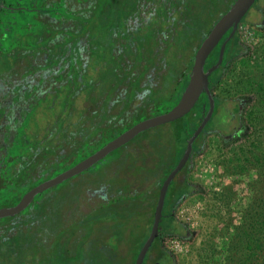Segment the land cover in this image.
I'll return each instance as SVG.
<instances>
[{"label":"trees","instance_id":"trees-1","mask_svg":"<svg viewBox=\"0 0 264 264\" xmlns=\"http://www.w3.org/2000/svg\"><path fill=\"white\" fill-rule=\"evenodd\" d=\"M128 1L132 11L136 13L128 12L124 15L125 27L128 33L137 34L141 31L142 36L138 39L132 37L125 42L128 51L120 55L121 58L111 52V58L116 59L113 63V73L118 77L124 69H127L128 79L134 80L135 75H131L130 65L136 66L142 63L145 66L146 64L138 78L139 82L150 72L149 69L155 67L153 73L158 79V85L156 84L154 88L158 86L157 90L161 89L162 95L167 99H174L176 104L188 83L197 48L213 24L228 10L234 0H162L160 9L154 11L152 8V14L147 19L140 17L136 29L133 24H127V19L139 17L140 12L145 9V3L141 4L142 0ZM218 5L219 9H217ZM255 7L257 11L264 9V0H257ZM212 12H217L216 19L208 24L204 23L205 16L209 17ZM117 19L122 18L118 15ZM254 25L261 26L257 23ZM111 35L112 39L116 40L117 33L112 31ZM226 35L227 33L217 45L214 55L208 58L210 60L204 65V70L217 61L220 45ZM116 43L119 42H114L111 48H114ZM164 49L167 50L166 55H163ZM135 50L140 53V57L135 54ZM242 50L243 47L236 33L226 44L221 64L208 77L209 90L215 101L214 112L222 107L225 99L215 95L214 90L222 85L224 70L228 63ZM146 53L149 56L148 60H144ZM167 65L170 67L173 65L174 68L181 65L179 69L182 67L179 76L175 78L174 87L169 89V84L166 83L170 80L164 76ZM147 85L148 83L143 89L148 88ZM155 89L153 91L149 89V93H153ZM149 98L151 102L150 95ZM240 102L237 101L234 108L240 123L238 132L243 133L248 130L244 118H251L252 115L251 120L254 121L255 130L248 138L250 137L252 146L250 162L256 167L257 174L249 184L253 193L252 198L228 248L229 254L225 264H264V117L260 116L261 111L257 109L245 116L240 111ZM172 105L166 106L163 111L171 108ZM208 105V96L202 92L191 111L171 121L177 123V126L169 131L168 144L164 141H159L163 143L158 144L150 135L136 140L147 129L96 163L103 165L100 172L105 168L109 173L120 176L118 182L105 178L95 182L87 179L88 182L78 192V187L72 185L74 177L77 176L75 175L58 184L63 185L61 191H56L54 187L49 188L37 194L31 204L20 213L1 218L0 255L1 253L6 255L8 261L4 264H134L150 233L159 189L183 155L187 140L200 124L203 114L208 110ZM143 111H147L145 107ZM140 118L139 116L138 119ZM130 125L129 122L127 127ZM210 129L205 125L195 139L191 157L201 149L204 134ZM111 132L108 130V133L102 134L99 129L97 133L101 136L97 140L103 139L102 141L105 142L113 138ZM220 135L225 136L223 133ZM222 140L225 143L228 141L224 138ZM25 142L23 138L21 144ZM131 142L133 143L128 145ZM82 143L79 149L61 153L53 162L48 159L46 165L41 167L45 171L39 174V179L50 178L69 168L101 145L98 142L94 147L90 138L83 139ZM25 148L32 154L27 144ZM50 152L49 149L48 154ZM115 152H117L115 156L106 160ZM191 157L175 175L167 189L162 218L166 216L174 218L173 210L176 204L193 190V185L186 178ZM122 164L125 166L124 169ZM126 165H128L127 169ZM35 168L36 166L30 168L26 160L24 166L15 170L16 179L5 186L3 191V195H8L9 198L0 199V206L16 204L25 192L39 182L35 181L34 184L28 182L35 177L32 175ZM95 174L94 176H98L100 173L95 171ZM90 189L100 190L103 194H97L94 198L86 197L85 192ZM72 192L76 194L74 198L70 195ZM88 200H93L94 205H87ZM141 215L143 219L140 220ZM161 220L158 236L149 247L142 264H167L171 259V253L161 243L162 235L178 236L179 231L173 225L162 226ZM35 260L37 261L34 262ZM0 264H2L1 256Z\"/></svg>","mask_w":264,"mask_h":264},{"label":"rangeland","instance_id":"rangeland-1","mask_svg":"<svg viewBox=\"0 0 264 264\" xmlns=\"http://www.w3.org/2000/svg\"><path fill=\"white\" fill-rule=\"evenodd\" d=\"M76 1L77 3L83 2V0ZM24 2H26V0H21V3ZM161 2L162 0H142L141 4L145 3V9L140 13L141 17H144V13L150 12L152 8L156 11L160 9L162 6ZM255 3L244 16V21L238 26V39L243 50L228 63L224 70L222 85L214 90L215 95L225 98L226 101H224L219 110L217 108L206 124V127L211 129L204 134L201 149L192 155L188 166L186 178L189 183L193 185V190L186 195L182 201L176 204L173 210L175 215L173 219L166 216L161 220L162 226L166 227L168 225H173L175 229L179 231L178 236L162 235L161 243L171 253V259L167 264H225L229 254L228 248L232 244L235 232L240 226V222L243 220L251 201V195L253 193L249 184L254 180L257 174L256 167L250 162V152L252 150L250 137L255 130L254 121L253 119L251 120L252 115L251 118H244L248 130L243 133L238 132L240 123L238 122L237 114L234 113V108L235 103L240 100V111H242L245 116L250 112L252 114V111L257 109L261 111L260 116L264 117V9L257 11ZM90 4L91 5H87L84 8L79 7L77 11L85 12L87 15L86 21H83L82 17L85 15H83L82 12L80 14L70 12L64 6L47 8L46 13L52 10V19L58 20L59 18L58 23L54 22V24H58L59 28L54 29L48 28L47 23H42V21L38 19H29V15L14 14L15 17L10 18L9 16H11V14H1L6 20V24L10 27V31L6 32V39L3 40L2 46L5 50L11 49L10 64L11 67H13V64L17 66V62L20 61L21 63H27L25 62V58H27L28 52L31 55L34 52H44L47 51L46 49L51 48L52 52L55 54L59 51L61 53L57 45H50V47H47L48 36H44V34H49L48 32L52 34L51 36L59 31L63 37L72 38L73 36V39L78 40L83 38V47L90 46L94 49V51H92L94 62L91 61V64L88 62L84 65L82 49H79V53L78 51L73 52L75 54L74 62L77 68L81 69L82 67L84 68V66L86 68L88 67L86 71L88 72L90 70L91 73H82L81 77V75H77L74 71H69V73L67 72L64 74L62 78L70 80V82H68L69 84L72 83L71 90L75 89L80 81L83 83H93L97 89L92 96V101H94V97L97 98V96L101 94L104 97L100 107V111H102L109 102L114 91V87L111 85L115 78L113 63L116 59L113 60V58H111V46L114 42L118 41L119 50L123 51L121 55L126 54L128 50L126 46H124V43L129 39L131 40L132 37L138 39L139 36H142V33L141 31L138 32L140 35L134 32L128 33L125 27L126 21H123L125 19L124 15L128 12L133 14L136 13L132 11L133 9L130 7L128 0H90ZM219 8L220 6L217 9ZM118 15L122 18L121 20L117 19ZM216 15L217 12H212L209 17L205 16L206 20L204 23L208 24L214 21ZM134 19L136 18L134 17ZM256 23L261 26H255L254 24ZM112 31L117 33L116 40L112 39ZM5 50L2 51L5 52ZM166 53L167 50L164 49L163 55H166ZM170 53L171 51L168 52V54ZM23 54L25 57L22 59ZM135 54H138L140 57V53L136 50ZM145 56L144 60H148L149 56L147 53ZM96 59L105 60L107 63L106 67L99 71H94V68H96L94 67L97 62ZM1 65L0 72H3L7 67L5 68V66L2 67ZM179 66L174 68L173 65L171 67L167 65L166 67V74L164 76H167L170 80L166 83L169 84L168 89L175 85V78L179 76V72L182 68L179 69ZM143 70H141V72H143ZM122 73L123 76H119L118 79L125 82L129 76L127 69H124ZM71 76H74V78H71ZM85 76L87 78H85ZM75 80L76 82H74ZM166 80L167 79H165V82ZM97 83H99V85ZM157 88L153 93H149L152 98V106H148L149 110L147 111H140L141 118L145 115L152 116L158 114V112L162 113L161 111H163L166 106L175 105L174 99H167L165 95H162L161 89L157 90ZM135 91V86L129 84L125 94L120 97V100H125V102H127L129 99L133 98V93ZM66 92L65 90L62 91L64 95ZM72 95L73 94H70L69 96L71 97ZM71 100H73V102H71ZM71 100L67 98L62 100L61 103L57 104L56 108L47 109V113L41 114V117L38 115L35 120L27 119L25 127L31 130V134L27 139L30 137V141L33 142L42 139L41 148H44L49 143L47 140L49 137L46 136V134L52 130L50 128L55 127L54 134L60 133L62 125H66L63 126V128L66 127V129L69 130L71 127L68 126L71 123L72 117L75 118L74 130L76 133L78 130L84 129L83 131L85 133L83 137L89 135L87 128L92 125L89 121L94 118V115H89L86 110L85 112L87 115L84 116L85 119H81L84 107L77 108L73 105L74 98H71ZM108 117L116 119L120 116L119 114H111ZM80 120L85 122L88 121V124H86L84 128H80L79 125L82 124ZM176 126L177 123L175 122H167L149 128L146 132L137 137L136 140L145 135H150L155 138L156 143L159 144L163 143L159 141H164L168 144V141H170L168 137L169 131ZM64 129H62L63 133H61L63 137L66 135ZM23 132V129H21L13 135L12 141L14 147L11 150V154L14 156H16L19 149V143L23 140V136L20 138ZM101 132L108 133L107 127H102ZM220 133H223L225 136H221ZM256 133L258 134V132ZM248 136L250 137L248 138ZM222 138L228 141L225 143ZM82 140L83 139L78 140L77 138L73 139L72 151H75L77 148L79 149L83 144ZM180 142L181 139L179 143ZM173 146L174 144L172 147ZM116 154L117 152L113 153L107 157L106 160H109ZM47 158L48 153H44L40 164L45 166ZM15 163L16 161L13 162V160H11V166ZM33 166L36 165L31 163L30 168H33ZM102 166V163H98L90 169L78 174L74 177L75 180H73L72 185H75V188L78 187L77 191L79 192L80 189H83L84 184L88 182L87 179L94 182L102 180L103 178L116 182L121 179L120 176L109 173L105 168L100 172ZM126 166L127 169L128 165ZM124 167V164H122L123 169ZM44 171L45 169L43 168L38 169L39 174ZM95 171L100 174L94 176L96 175ZM39 178V176L36 179L33 177L29 179L28 182L34 184L35 181H39L38 183H40L41 180ZM14 179H16V173L11 172L10 183H13ZM62 186L63 185H56L54 188L56 191H61L63 188ZM5 188L6 187L0 188L1 200L9 198L8 195H3ZM70 195L74 198L76 194L72 192ZM96 195V191L91 189L85 192L86 197L90 196L94 198ZM86 204L89 206L94 205V201L88 200ZM139 218L140 220L143 219L142 215ZM0 256L2 264L8 262L6 255L1 253Z\"/></svg>","mask_w":264,"mask_h":264},{"label":"flooded vegetation","instance_id":"flooded-vegetation-1","mask_svg":"<svg viewBox=\"0 0 264 264\" xmlns=\"http://www.w3.org/2000/svg\"><path fill=\"white\" fill-rule=\"evenodd\" d=\"M58 4L61 5L59 6ZM87 5H91L90 0H83L82 3H77L76 0H26V2L24 3H21V0H0V60L2 64L0 65L2 67L5 66V68L7 67L6 70L0 72V187H5L11 182V172H15V170H18L22 165L24 166V161L26 160L27 162H29V164L33 163L36 165V168L32 172V175L35 177L39 176L37 167H44L42 164H40V162L42 161L44 153L47 154L49 149L51 150V154H48V158L46 161H48L49 159V161L51 162H53L56 157L58 159V155H60L61 153H69L72 151L74 138H77L78 140L90 138V141L91 143H93V145L98 142L101 143V145L97 148L99 149L101 146L112 139L111 138L105 142L102 141V138V140H97L98 137L101 136V134L97 132L99 131V129L101 131L102 127H107V131L111 130L112 134H110L114 138L138 121L151 117L150 115L138 119V117L140 116V111H143L144 107L146 108V110H149L148 106H152L149 98V89L153 91V89L156 88H154V86L156 84L158 85V79H156V76L153 73V69H155V67L151 70L149 69L150 72L146 74L145 78L139 80V82L138 78L142 74L141 70H143L144 64L140 63V65L138 64L136 66L130 65L129 69L131 71V75H135L134 80L127 79L125 82L123 80H119V76H123V73L121 72L120 75L118 77H115L112 81L111 86L114 87V91L112 97L102 111H100V107L102 105V100L104 97L100 94V96H97V98L94 97V101H92V96L97 89V87H95L93 83H83L80 81L77 84L76 88L71 90L72 83L69 84V79L62 78L64 74H66L67 72L69 73V71H74L77 75H81L82 77V73H86V70L88 68L84 66L85 63L90 62L91 64V61L94 62V57L92 55V51H94V49L90 46L84 48L83 38L81 40H78L73 39V36L72 38H67L66 36L63 37L59 31L51 36L52 34L48 32L49 34H44V36H48L47 47H50V45H57L59 48H56L61 50V53L59 51L57 54H55L54 52H52L51 48L46 49L47 51L44 52H34L31 55L27 51V58H25V62L27 63H21L20 61L17 62V66L13 64L14 66L11 67V49L5 50L2 46L3 40L6 39V32L10 31V27L6 24V20L1 14H11V16H9L10 18L15 17L14 14L29 15V19H38L39 21H42V23H47L48 28L54 29L59 28L58 24H54V22H59V18L58 20L52 19V10L46 13L47 8L64 6L70 12H76L79 14L82 12V14L85 15L82 17L83 21H86L87 15L85 14V12L77 11L79 7L84 8ZM153 10L155 11V9ZM144 14L145 16L143 18L147 19V17L152 14V11L150 10V12L148 11V13ZM140 17L141 15L139 14V17H135L136 19H134V17L128 18L127 24H133L136 29L140 21ZM238 26L235 30L234 35L238 33ZM230 31L231 29L226 32V37L229 35ZM124 46H127V43H124ZM216 47L212 50L208 58L214 55V50L216 49ZM79 49H82L84 59V68L82 67L81 69L77 68L74 62L75 54L73 53L75 51H78L79 53ZM2 50H5V52H3ZM110 51L112 53L114 52L117 57L122 54V50H119L118 43L115 44L114 48H110ZM23 57H25L24 54L22 55V59ZM208 58L206 59L205 64L210 60ZM106 65L107 63L105 62V60H97L94 65V67H96L94 68V71H99L102 68L106 67ZM90 73L91 71L89 70L87 74ZM71 78H74V76H71ZM85 78L87 77L85 76ZM74 82H76V80ZM147 83L148 88L143 89L144 85ZM97 84L99 85V83ZM129 84L135 86L136 89V91L133 93V98L129 99L127 102H125V100L121 101L120 97L125 94V91L127 90ZM63 90L67 91L65 95L62 93ZM70 94L73 95L70 97ZM66 98L69 100H71V98H74L73 105L77 108L84 107L83 113L81 114V119H83L84 116L87 115V113L85 112L86 110L89 115H94V118L89 121L90 123H92V125L87 128V131H89V135L83 137V134L85 133L83 131L84 129H80L76 133V131L74 130L75 118L72 117L71 123L68 126L71 127L69 130H67L66 127H64L65 129L63 128V126L66 125H62L60 133L54 134L55 127L50 128L52 130L48 134H46V136L49 137V139H47L49 143L44 148H41V143L43 142L42 139H39L36 142L30 141V137L27 139V137L31 134L30 128L28 129L27 127H25V125L27 124V119L35 120L38 115L41 117V114L47 113V109L56 108L57 104L61 103V101ZM224 101L226 100L224 99ZM71 102H73V100H71ZM111 114H119L120 117L116 119L108 117ZM158 114H160V112ZM80 121L82 122V124L79 125L80 128H84L85 125L88 124V121ZM129 122L131 123V125L127 127V124ZM21 129H23L24 132L23 135L20 136V138L23 136L26 142L23 144H21V142L19 143V149L16 156H14L11 154V150L14 147V143L12 141L14 137L13 135L16 132H19ZM62 129H64V131L66 132L65 137L61 135V133H63ZM103 133L104 132H102V134ZM24 144L28 145V148L32 151V154L27 151ZM11 160H13V162L16 161V163L12 166ZM44 180H41V182ZM96 193L99 195L103 194V192L100 190L96 191ZM9 206L11 205L0 206V208Z\"/></svg>","mask_w":264,"mask_h":264},{"label":"water","instance_id":"water-1","mask_svg":"<svg viewBox=\"0 0 264 264\" xmlns=\"http://www.w3.org/2000/svg\"><path fill=\"white\" fill-rule=\"evenodd\" d=\"M255 2L256 0H234L228 10L224 12L213 24L195 52L194 62L189 74L188 83L174 106L163 113L138 121L71 167L35 185L25 192L16 204L9 207H1L0 218L13 216L20 213L29 206L37 194L52 188L61 182L82 173L83 171L88 170L98 161L105 158L109 153L129 142L140 132L183 117L195 106L202 92H205L209 100L208 110L203 114L200 124L188 138L183 155L179 159L176 166L166 176L159 189L157 204L154 211V220L150 233L142 248L140 249L134 263L142 264L149 247L153 243L154 239L158 236L160 231L159 223L162 218V210L167 189L175 175L190 159L193 142L199 136L213 114L215 101L212 93L209 90L208 77L221 64L226 43L234 35L238 24ZM229 29H231L229 35L220 45L217 61L207 70H204L206 59Z\"/></svg>","mask_w":264,"mask_h":264},{"label":"crops","instance_id":"crops-1","mask_svg":"<svg viewBox=\"0 0 264 264\" xmlns=\"http://www.w3.org/2000/svg\"><path fill=\"white\" fill-rule=\"evenodd\" d=\"M171 219H173V218L171 217Z\"/></svg>","mask_w":264,"mask_h":264}]
</instances>
